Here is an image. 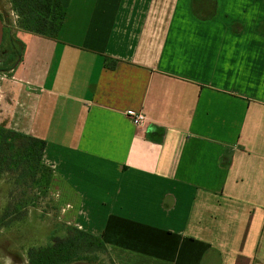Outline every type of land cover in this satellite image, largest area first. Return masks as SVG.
Segmentation results:
<instances>
[{
  "label": "crops",
  "instance_id": "1",
  "mask_svg": "<svg viewBox=\"0 0 264 264\" xmlns=\"http://www.w3.org/2000/svg\"><path fill=\"white\" fill-rule=\"evenodd\" d=\"M57 1L3 126L45 142L57 222L113 264H264V0Z\"/></svg>",
  "mask_w": 264,
  "mask_h": 264
},
{
  "label": "rangeland",
  "instance_id": "2",
  "mask_svg": "<svg viewBox=\"0 0 264 264\" xmlns=\"http://www.w3.org/2000/svg\"><path fill=\"white\" fill-rule=\"evenodd\" d=\"M9 5L0 0V14L4 26L3 42L0 45V126L13 111L6 90L13 73L10 69L16 62L21 48L15 37L17 20ZM18 144H14L12 149ZM5 152L6 155L13 150ZM15 159V158H14ZM34 177V178H33ZM39 169L29 167L24 161L10 164V171L0 178V264H26V251L31 247H43L49 242L51 232L57 223V211L49 192L44 195L38 186ZM10 181V184L8 183ZM14 213V214H13ZM13 214V216H12ZM108 264L107 260L97 263Z\"/></svg>",
  "mask_w": 264,
  "mask_h": 264
},
{
  "label": "trees",
  "instance_id": "3",
  "mask_svg": "<svg viewBox=\"0 0 264 264\" xmlns=\"http://www.w3.org/2000/svg\"><path fill=\"white\" fill-rule=\"evenodd\" d=\"M4 2L9 5L10 12L16 17L17 29L49 40L58 38L66 13L57 0H4ZM14 144H18L15 150L12 149ZM11 149L12 153L6 155L5 152ZM44 149V141L0 126V178L3 173L10 171L12 162L18 164L19 161H24L30 168L39 169L40 177L37 184L46 195L52 171L42 164ZM8 183L10 184V181ZM0 215L1 220L7 217L4 212ZM25 255L27 264L97 263L101 259L113 264L102 238L58 222L50 234L48 244L43 247H31Z\"/></svg>",
  "mask_w": 264,
  "mask_h": 264
},
{
  "label": "built area",
  "instance_id": "4",
  "mask_svg": "<svg viewBox=\"0 0 264 264\" xmlns=\"http://www.w3.org/2000/svg\"><path fill=\"white\" fill-rule=\"evenodd\" d=\"M128 117L136 126H143L146 123V118L142 114L129 113Z\"/></svg>",
  "mask_w": 264,
  "mask_h": 264
},
{
  "label": "flooded vegetation",
  "instance_id": "5",
  "mask_svg": "<svg viewBox=\"0 0 264 264\" xmlns=\"http://www.w3.org/2000/svg\"><path fill=\"white\" fill-rule=\"evenodd\" d=\"M0 21H1V24H2V21H3V18H2V15L0 14ZM3 26V25H2ZM4 26H3V34H4ZM2 42H3V39H2ZM2 44V43H1ZM21 49H22V47L20 48V52H19V54H18V58H17V60H16V62L14 63V65H13V67L15 66V64L17 63V61H18V59H19V57H20V54H21ZM13 67L9 70V71H11L12 69H13ZM26 264H27V262H26Z\"/></svg>",
  "mask_w": 264,
  "mask_h": 264
},
{
  "label": "water",
  "instance_id": "6",
  "mask_svg": "<svg viewBox=\"0 0 264 264\" xmlns=\"http://www.w3.org/2000/svg\"><path fill=\"white\" fill-rule=\"evenodd\" d=\"M2 39H3V26H2L1 21H0V45L2 43Z\"/></svg>",
  "mask_w": 264,
  "mask_h": 264
}]
</instances>
